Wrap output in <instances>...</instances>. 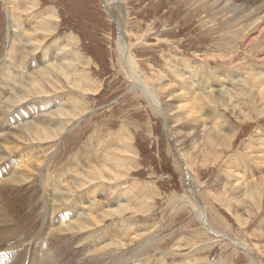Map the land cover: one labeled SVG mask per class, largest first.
Returning <instances> with one entry per match:
<instances>
[{
  "label": "rangeland",
  "instance_id": "rangeland-1",
  "mask_svg": "<svg viewBox=\"0 0 264 264\" xmlns=\"http://www.w3.org/2000/svg\"><path fill=\"white\" fill-rule=\"evenodd\" d=\"M18 1L19 7L16 4ZM32 2L35 6H30ZM122 2L127 14L126 34H129L131 51L139 69L154 80L152 84L159 92V105L151 106L145 95L133 86L125 66L119 61L117 22L105 9L103 0H0V75L4 74L0 76L1 98L5 92L15 95L25 82L27 69L36 64L33 60L29 61L32 58L26 55L22 42L19 46L18 42H11L10 46L8 34L11 22L18 27L24 18L39 14L47 29L40 34L46 38L42 48L52 49L49 46L62 43L67 48L63 50L71 51L77 59L74 76L71 77L76 84L60 76L58 81H53V86L45 89L50 94L44 97L50 101L49 105L41 107L38 102H30L31 106L25 107L20 104L0 120V126L9 127L22 120L29 114V107L31 114L40 115L45 111L43 108L61 104L60 108L64 111L61 118L62 121L67 119L68 127L56 139L35 143L41 148L38 155L45 159L35 173L38 178L44 177L45 173L46 177L50 173L51 176L62 174L68 177L72 174L69 169L76 167V163H70L71 160L77 161L80 170H84L85 163L93 162L116 136L121 137L120 141L132 137L135 160L126 164L131 171L120 180L122 184L119 186L120 197L126 199V205L130 208L128 213L132 211L130 215L134 218L127 215L125 223L133 222L148 229L152 227V231L127 248L93 253L90 260L94 264H125L155 256L165 257L170 264H184L185 261L189 264H264V198L260 197V202L255 205L251 198L248 200L238 195V190H234L233 186L242 183L241 173L244 176L252 175V170L246 165L242 166L241 171L236 166H229L232 162H239L246 153L255 158L258 156L259 146H248L247 143L252 135H258L255 134L258 131L260 137L264 138V104H261L260 96L248 99L237 95V91L243 89L241 85H235V92L230 93L237 95L234 96L235 108L232 110L229 105L219 104V100L216 101L217 105L207 101L195 104L197 94L193 93L198 89L195 84L197 80L205 83L211 80L206 88L211 90L222 79L225 82L223 87L231 81L233 86L236 84L235 77L239 75L246 79L247 73L252 70L264 71V0ZM10 15H13V20ZM18 28L22 33L26 30ZM43 57L41 55L39 60ZM65 74L68 73L65 71ZM155 80H166L164 82L168 85L163 86L169 92H165L163 86L155 85ZM10 87H13L12 90ZM171 89L182 93L181 96L173 97ZM254 91L252 93L258 95ZM38 96L35 95V98ZM179 104H190L193 110H197V118L194 117H199L198 126L192 122L179 127L180 121H183L181 115L176 121L170 120L171 115H179L180 112L173 107L168 111L167 106ZM199 105L201 108L198 111ZM240 111L246 116H242ZM64 114L69 117L65 118ZM217 117L224 123L223 126ZM53 120L48 125H52ZM218 124L225 129V132L222 130L224 148L215 145L210 151L206 147L203 153L219 157L212 159L211 156L205 162L194 159V153L201 154L202 149L195 152L188 150L189 142L182 137L183 133L189 131L194 136L197 133L200 143L201 136L205 138L211 128L218 127ZM220 138L217 137L216 142L223 140ZM34 156L35 153H22L15 161L17 169L21 161L31 157V160H35ZM10 164L0 162V170H9ZM189 178L194 182L192 185ZM115 199L119 197L115 196ZM200 199L204 200L205 205H211L212 213L221 217L219 223L213 222L210 215L207 221L210 228L226 236V240L210 234L202 224L198 216L203 207ZM9 200L13 201L12 198ZM222 223L226 228L222 227Z\"/></svg>",
  "mask_w": 264,
  "mask_h": 264
},
{
  "label": "bare ground",
  "instance_id": "bare-ground-1",
  "mask_svg": "<svg viewBox=\"0 0 264 264\" xmlns=\"http://www.w3.org/2000/svg\"><path fill=\"white\" fill-rule=\"evenodd\" d=\"M122 1L123 0H103L105 9L115 18L117 22L119 33L117 40V49L120 56L119 61H121L122 65L125 66L133 86L145 95L146 99H148V101L151 103V106H157L159 105V92L152 84L154 83V80L139 69V65L135 61V57L131 51L132 45L128 42L129 34H126L127 24L125 23V16L127 14L124 11V4ZM32 3L30 6H35L34 2ZM16 4L19 7V1ZM26 7L27 9H30V7ZM18 12L19 11H17V13ZM10 16L13 20V15ZM47 17L50 19L52 18L49 16ZM16 26L13 22H11L9 27L8 37L10 46L11 42H18V46L21 45L20 43L22 42L23 45H25L26 55L32 58L29 61L33 60V62H36V64L35 66H31L27 69L28 77L26 76L24 84L22 83V85L17 89L15 95H12V93L8 95L6 94L7 92H5L3 97H0L2 101V104L0 106V120L20 104H24L25 107L31 106L29 105L30 102H38L41 107H46V105H49L50 101L44 98L47 93L49 94V92L45 91V89L53 86V81H58V79L61 78L60 76H62V78L64 77L63 79L67 80V82L75 83L73 79H71V77L74 76L73 71H75L74 68H76V56L74 55V53L71 54V51H64L63 49L67 48H65V45H62V43L55 44L54 46H49L52 49L46 50L42 48V44L44 43L46 38L43 37L44 35L41 36V33L47 31V29L45 24L42 22L39 14L34 13L29 15V17L23 19V23H20V26L18 27H21L23 30L26 29L25 32L22 33L21 31H18V29L20 28ZM24 26L26 27L23 28ZM21 36L23 38H21ZM41 55H43L44 57L43 59L39 60V58H41ZM47 55L49 56L47 59H45V56ZM65 71L68 74H65ZM220 73L221 72H219V74ZM247 74H249L247 77L248 79H245L243 76L239 77L240 75L238 77H235L236 84H234L233 86L231 85V81L230 83L227 82L229 85L226 84L223 87V84L225 82L222 79V81H219V85L217 87L212 86L213 88L211 90H206L208 86L207 84H211L209 83L211 80H209V82L207 83H205L203 80H197L195 84L198 89L193 91V93L195 92V94H197L196 97L193 96L195 98V104L203 103L204 101L216 104V101L218 102L219 100V104H222V106L229 105L232 110L235 108L233 104V101L235 99L234 96L237 97V95H241L242 98L248 99L260 96L262 100L261 104L263 105L264 71L262 72L261 70L259 71L255 69ZM164 81L161 80L158 82L155 80V85H168V83ZM235 85H241L243 89H241V92H238L236 90L237 95H231V92H235ZM79 88L81 89V87ZM163 88L165 92H169L168 88H166L165 86H163ZM173 89H171L173 91L171 92L173 93L171 94L173 95V97L176 95H178V97L181 96L182 93L178 94ZM23 91H26V93ZM56 91L57 90H55L54 93ZM253 91L257 92L258 95H255L256 93L253 94ZM35 95H39L37 99L35 98ZM185 95L188 96L187 94ZM186 96L185 99H187ZM168 97H170V95ZM190 97L188 100H190ZM60 105L61 104L59 103L56 104L55 107L48 106L47 108H43V110L45 111L40 115L31 114L29 112L31 107H29L27 108L29 114L22 120L10 124L9 127H3L2 125L0 126V162L11 163L9 165V170H0V264H64L63 262H66L67 264H94V261L90 260V256H92L93 253L95 254V252L110 250L112 248L114 249L113 251H115L117 250L115 248L118 247L127 248L137 241H140V239H142L146 234H150L152 231V229H150L152 227L148 229L142 228V226L139 225H135V223L133 222L129 224L125 223V220L128 216L132 217L130 215L132 211L130 212V214L128 213V210L130 208H128L126 205V199L122 198L123 196L120 197L121 192L119 186H121L122 184V181L120 180L128 175V173L131 171V168L126 167V164L131 163L134 159L133 157L135 156L134 149L132 147V137L131 139L127 137V140L125 139V141H120L121 137L116 136V139H114L110 143V146L105 145L102 149L101 153L105 154L103 155V158L101 157L102 154H100L99 152L97 157L93 160L94 163L91 162V160L88 162L84 160L86 162L84 170H80L77 161L75 162L71 160L70 163H76V167L69 169V171L71 170L72 174H69L70 176L68 175V177L62 174L51 176V173L47 177L46 173L44 177L41 178L35 176L36 171L38 172L39 170V166L43 165L45 160L40 155H38V151H41V148L39 145H37L39 144L37 142H44L46 139L52 138L56 139V137L58 138L61 135L64 128H66V126L68 127L66 123L68 122L67 119L66 121H62L63 119L61 117L64 111L60 108ZM166 106L167 105H165V107ZM167 107L168 111L172 110L171 107H173L180 112L178 113L179 115H171V121H176L180 117V115L183 116V121H180L179 127L181 126L183 128L187 125L192 124V122H195L196 126L199 125V123L197 122L199 117L198 119H196L197 116L195 115V112L197 110H193L190 104H185L183 106H180V104L171 106L168 105ZM200 108L201 106L199 105L198 111ZM234 111L237 110L235 109ZM242 114L246 116V114ZM64 117L67 118L69 116L66 117L64 114ZM212 118L215 119L214 116H212ZM51 119L54 120L52 121V125L49 124L51 126L50 128L48 123ZM218 119L219 118L217 117V120ZM217 120L215 122H217ZM219 121L220 125L222 124L223 126L224 123L221 122L220 119ZM215 125L217 126V124ZM220 125L218 124V127L211 128V130L207 133V136L205 135V138L201 136L200 143L198 140V136L196 135L197 133L195 134V136L190 134L189 131L183 133L182 137L189 142L188 150L195 152L199 148L200 150L202 149L201 154H197L196 152L194 153V156H192L194 159L199 158V160H203V162H205L206 160H209L211 156L212 159H216L217 157H219L218 155L214 157L215 155H210V153L204 154L203 152L205 151L206 147L210 148L211 151L212 149H214L215 145H218L219 148H224L225 145L223 143L224 139L222 130L225 132V129L224 127L220 128ZM122 132L123 131L121 130L120 133ZM255 134L258 135H252V137H250V139L248 140L247 145L253 146L255 144L254 146H259L260 151L258 156L255 158V156L253 157L249 153H246L245 156H242V158L240 157L241 159H239V162H232L229 166H236L237 168H240L241 171L242 166L246 165L252 170V175L244 176L241 173L242 183H238V187L233 186V188L234 190H238L236 191L238 195L242 197L245 196L246 198H248V200L251 198L253 203L255 205H258V203L260 202V197L264 198V138L262 139V136L260 137L259 131ZM217 137H221L220 139L223 140L216 142ZM227 138H225V140L228 141L229 139ZM1 142H4L5 145ZM48 143L49 142H47V145ZM203 147L205 148L203 149ZM26 151L29 154L35 153V156H37H34L35 160H31V158H33L31 157L26 161H21V165L17 169L15 161L20 158L22 153H26ZM98 157H100V159H98ZM13 166L17 171H15V168H13ZM228 168L230 169V167ZM74 173H76V175ZM188 181H190L191 185L194 183L191 182L192 180L190 178L188 179ZM115 196H118L119 199L114 200ZM196 197H198V195H196ZM10 198H12L13 201L9 200ZM210 199L213 200V198ZM202 200L201 203H203ZM202 205V211H199L198 216L199 219H201L202 224L205 226L206 230L210 232V234L218 236V238L220 239H225L226 236L214 232L210 228L207 221L209 215L210 218L213 219V222L217 223H219L218 221L221 220V217H219L215 213H212L211 205H205L204 203ZM222 227H225V225L223 224ZM233 242L235 244V241ZM188 246H190V244ZM243 248L244 246H242V249ZM160 263L170 264L168 260L163 256H155L151 259L147 258L146 260L135 259L125 264ZM184 264L189 263L185 261Z\"/></svg>",
  "mask_w": 264,
  "mask_h": 264
}]
</instances>
